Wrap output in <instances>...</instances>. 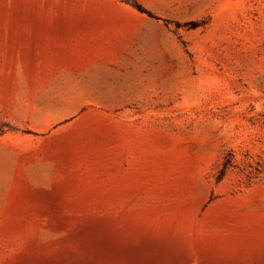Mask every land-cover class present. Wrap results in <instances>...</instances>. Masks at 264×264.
<instances>
[{
  "label": "rangeland",
  "instance_id": "1",
  "mask_svg": "<svg viewBox=\"0 0 264 264\" xmlns=\"http://www.w3.org/2000/svg\"><path fill=\"white\" fill-rule=\"evenodd\" d=\"M0 264H264V0H0Z\"/></svg>",
  "mask_w": 264,
  "mask_h": 264
},
{
  "label": "bare ground",
  "instance_id": "2",
  "mask_svg": "<svg viewBox=\"0 0 264 264\" xmlns=\"http://www.w3.org/2000/svg\"><path fill=\"white\" fill-rule=\"evenodd\" d=\"M14 35V34H13ZM16 36V35H15ZM16 46V45H15Z\"/></svg>",
  "mask_w": 264,
  "mask_h": 264
}]
</instances>
